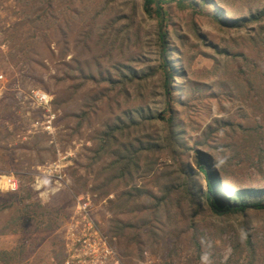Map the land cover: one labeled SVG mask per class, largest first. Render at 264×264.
Returning <instances> with one entry per match:
<instances>
[{"label":"rangeland","instance_id":"374dc122","mask_svg":"<svg viewBox=\"0 0 264 264\" xmlns=\"http://www.w3.org/2000/svg\"><path fill=\"white\" fill-rule=\"evenodd\" d=\"M144 7L0 0V264H264V0Z\"/></svg>","mask_w":264,"mask_h":264},{"label":"trees","instance_id":"16d2710c","mask_svg":"<svg viewBox=\"0 0 264 264\" xmlns=\"http://www.w3.org/2000/svg\"><path fill=\"white\" fill-rule=\"evenodd\" d=\"M159 0H144L145 12L150 14L151 6L153 4H158ZM264 15V10L262 11ZM161 40L164 42V35L161 34ZM162 54H167L166 51H162ZM171 70H169V75H171ZM131 76H134L130 74ZM168 91V87H167ZM168 104V102L166 103ZM160 117L157 119L161 121H165L171 123L172 121V113L169 109L164 111ZM156 117H153V119ZM166 118H169L168 120ZM132 122V121H130ZM117 128H113L110 130L111 132L116 130ZM168 141L172 144L174 143V139L172 138L171 132L167 135ZM119 157H121L119 155ZM118 157V158H119ZM196 163L198 165L199 171L205 176L207 179V192H206V200L208 204L213 209L215 213L218 214H226V213H237L242 214L248 210H264V189H241L233 192L230 199H223L221 197H216L214 189H217V177L213 172L212 164L207 158L199 152H196ZM206 168V169H205ZM1 255H4L3 252H0Z\"/></svg>","mask_w":264,"mask_h":264},{"label":"built area","instance_id":"2783aa9c","mask_svg":"<svg viewBox=\"0 0 264 264\" xmlns=\"http://www.w3.org/2000/svg\"><path fill=\"white\" fill-rule=\"evenodd\" d=\"M41 100V99H40ZM39 101V100H38Z\"/></svg>","mask_w":264,"mask_h":264},{"label":"bare ground","instance_id":"6f19581e","mask_svg":"<svg viewBox=\"0 0 264 264\" xmlns=\"http://www.w3.org/2000/svg\"><path fill=\"white\" fill-rule=\"evenodd\" d=\"M230 17V16H229Z\"/></svg>","mask_w":264,"mask_h":264}]
</instances>
